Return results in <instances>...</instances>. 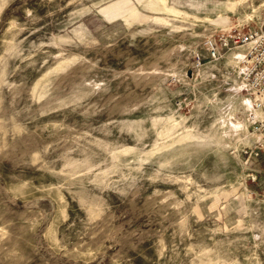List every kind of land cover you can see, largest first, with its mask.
<instances>
[{
    "label": "rangeland",
    "instance_id": "374dc122",
    "mask_svg": "<svg viewBox=\"0 0 264 264\" xmlns=\"http://www.w3.org/2000/svg\"><path fill=\"white\" fill-rule=\"evenodd\" d=\"M263 15L264 0H0V264H264L242 51L203 47Z\"/></svg>",
    "mask_w": 264,
    "mask_h": 264
},
{
    "label": "built area",
    "instance_id": "2783aa9c",
    "mask_svg": "<svg viewBox=\"0 0 264 264\" xmlns=\"http://www.w3.org/2000/svg\"><path fill=\"white\" fill-rule=\"evenodd\" d=\"M209 60H218L225 51L240 48L241 82L249 92V108L244 118L241 156L264 157V16L215 29L203 40ZM203 56L194 57V68L202 66Z\"/></svg>",
    "mask_w": 264,
    "mask_h": 264
},
{
    "label": "crops",
    "instance_id": "0c3cea01",
    "mask_svg": "<svg viewBox=\"0 0 264 264\" xmlns=\"http://www.w3.org/2000/svg\"><path fill=\"white\" fill-rule=\"evenodd\" d=\"M264 16V15H263ZM258 158H261L262 160H264V157L263 156H260V157H258Z\"/></svg>",
    "mask_w": 264,
    "mask_h": 264
}]
</instances>
